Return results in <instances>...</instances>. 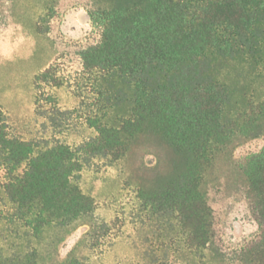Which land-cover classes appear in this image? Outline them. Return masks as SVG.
Wrapping results in <instances>:
<instances>
[{
  "label": "trees",
  "instance_id": "16d2710c",
  "mask_svg": "<svg viewBox=\"0 0 264 264\" xmlns=\"http://www.w3.org/2000/svg\"><path fill=\"white\" fill-rule=\"evenodd\" d=\"M91 2L101 37L81 51L79 106L44 97L43 85L63 84L49 66L34 78L43 135L12 134L0 108V264H94L124 234L127 221L100 220L80 186L96 160L128 166L137 187L126 264H264V146L234 158L264 136V0ZM77 119L94 133L71 144L61 135ZM221 162L258 226L230 253L209 200ZM83 225L63 257L60 244Z\"/></svg>",
  "mask_w": 264,
  "mask_h": 264
},
{
  "label": "rangeland",
  "instance_id": "374dc122",
  "mask_svg": "<svg viewBox=\"0 0 264 264\" xmlns=\"http://www.w3.org/2000/svg\"><path fill=\"white\" fill-rule=\"evenodd\" d=\"M91 1L0 0V108L7 116L12 134L28 139L44 134L42 123L46 120L36 113L34 78L49 66H53L63 84L54 88L43 85L44 97L54 95L62 108L73 109L81 103L76 96V81L83 70L81 51L101 37L89 15ZM77 120L75 126L61 135L71 144H78L94 133L83 119ZM46 135H51L50 128ZM263 146L264 136L250 140L237 147L234 158L240 160ZM156 161L154 155L144 158L148 165ZM122 167H106L96 160L84 169L80 179L82 190L96 200L100 220L119 217L127 221L123 235L113 239L112 245L107 242L97 249L94 264H126L136 252L129 235L134 233L137 187L128 166L127 170ZM217 173L219 177L209 185V200L215 211L219 244L230 253L252 238L258 226L237 173L225 162L219 163ZM86 229L87 226H80L60 244L63 257Z\"/></svg>",
  "mask_w": 264,
  "mask_h": 264
}]
</instances>
